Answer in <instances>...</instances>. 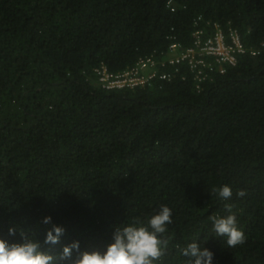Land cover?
Returning a JSON list of instances; mask_svg holds the SVG:
<instances>
[{
  "label": "trees",
  "instance_id": "1",
  "mask_svg": "<svg viewBox=\"0 0 264 264\" xmlns=\"http://www.w3.org/2000/svg\"><path fill=\"white\" fill-rule=\"evenodd\" d=\"M216 29L241 38L234 66L206 70L199 89L187 64L160 66L170 45ZM151 56L169 80L100 87V66ZM226 204L246 236L235 248L209 220ZM161 205L173 222L158 264H185L195 241L214 264H264V0H0V238L18 242V225L43 240L51 216L66 231L45 251H104L115 226Z\"/></svg>",
  "mask_w": 264,
  "mask_h": 264
},
{
  "label": "clouds",
  "instance_id": "2",
  "mask_svg": "<svg viewBox=\"0 0 264 264\" xmlns=\"http://www.w3.org/2000/svg\"><path fill=\"white\" fill-rule=\"evenodd\" d=\"M223 201L231 199L233 193L228 185L214 189ZM243 197L245 192L240 191ZM226 215L210 216L215 237L226 238L228 248H235L246 242L244 231L239 227L231 205H225ZM172 210L161 205L159 211L150 216L145 223L137 220L132 224L115 226L112 241L104 251H81L79 241L66 244L58 253L44 250V246L57 245L65 234V228L52 223L51 216L43 217L42 223L51 225L43 240L31 228L10 225L9 236L19 233L18 242L0 238V264H158L164 255L169 240L164 238L168 226L172 224ZM185 257V264H214V252L200 243L192 242L179 249Z\"/></svg>",
  "mask_w": 264,
  "mask_h": 264
},
{
  "label": "built area",
  "instance_id": "3",
  "mask_svg": "<svg viewBox=\"0 0 264 264\" xmlns=\"http://www.w3.org/2000/svg\"><path fill=\"white\" fill-rule=\"evenodd\" d=\"M169 5L170 2H168ZM193 38L192 46L186 49H181L177 44L170 45L160 66L187 64L197 83V89L207 77L206 70L212 71L215 65H218L220 66L219 72L222 73L221 65L234 66L237 57L246 52L235 30H228L224 34L220 29H216L210 37H206L204 32L199 30L193 34ZM250 54L255 55V52ZM95 72L100 87L106 91L145 88L150 86L155 79L169 80L167 74L158 73V63L152 56L139 59L133 67L117 74L109 73L104 66H100Z\"/></svg>",
  "mask_w": 264,
  "mask_h": 264
}]
</instances>
